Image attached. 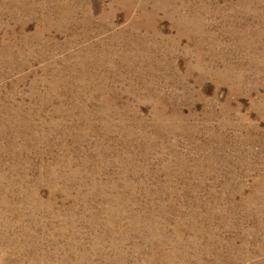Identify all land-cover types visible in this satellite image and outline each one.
I'll return each instance as SVG.
<instances>
[{
    "label": "rangeland",
    "instance_id": "rangeland-1",
    "mask_svg": "<svg viewBox=\"0 0 264 264\" xmlns=\"http://www.w3.org/2000/svg\"><path fill=\"white\" fill-rule=\"evenodd\" d=\"M0 264H264V0H0Z\"/></svg>",
    "mask_w": 264,
    "mask_h": 264
}]
</instances>
